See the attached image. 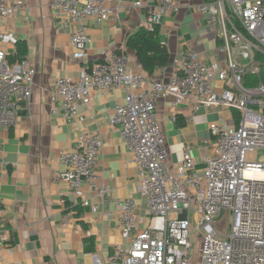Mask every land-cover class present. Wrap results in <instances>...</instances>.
<instances>
[{"label":"built area","instance_id":"built-area-1","mask_svg":"<svg viewBox=\"0 0 264 264\" xmlns=\"http://www.w3.org/2000/svg\"><path fill=\"white\" fill-rule=\"evenodd\" d=\"M50 2L56 19L80 26L70 34L69 43L73 59L82 61L90 43L86 26L101 25L110 5L118 10L114 0ZM22 4V0H0V24L15 17ZM133 8L145 11L149 27L179 10L175 0H137ZM197 9L215 33L218 60L200 61L193 50H183L174 74L146 81L142 74L130 71L127 53H102V60L78 77L53 81L51 114L67 122L84 121L82 110L87 109L92 92L124 94L123 103L114 106L111 121L138 170L147 227L139 230L136 225L139 206L133 198L110 200L106 189L97 185L103 147L99 134L81 131L75 146L61 154L64 169L56 176L67 186L74 208L95 213L106 203L114 204L124 244L105 255V264H264V162L251 157L264 156V0H200ZM16 41L0 27L3 128L20 121L22 104L30 102L34 85L35 71L26 59L16 64L7 59ZM7 46L12 50L7 51ZM246 76L258 79L257 84H244ZM216 82L223 84L221 90ZM167 96L173 98L174 107H189V121L200 110L228 108L236 114L233 125H209L215 156L206 159L201 170L195 166L191 145L183 147L176 168H168L156 106ZM95 196L101 205L93 202ZM182 214L185 219L179 218ZM5 233L0 234L2 239Z\"/></svg>","mask_w":264,"mask_h":264},{"label":"crops","instance_id":"crops-1","mask_svg":"<svg viewBox=\"0 0 264 264\" xmlns=\"http://www.w3.org/2000/svg\"><path fill=\"white\" fill-rule=\"evenodd\" d=\"M135 1L114 0L118 10L110 5L101 25L86 26L90 43L83 61L73 59L69 43L70 34L80 26L56 19L50 0H22L16 16L0 24L17 41L26 42L25 58L35 71L32 97L28 104H22L20 121L10 128L0 127V234L6 231L4 239L0 237L3 264H105V255L124 244L114 204L106 203L95 213L74 208L67 186L57 180L64 169L59 161L61 154L75 146L83 130L99 134L103 141L97 185L106 189L110 200L133 198L139 206L138 213L144 216L138 220H145L138 170L131 164L119 129L111 121L114 106L123 103L124 94L119 90L103 96L90 93L87 109L82 110V122H67L51 114L53 81L62 76L78 77L101 61L102 53H127L130 71L142 74L146 81L174 74L183 50H193L200 61L219 59L215 33L197 9L200 0H175L178 12L166 15L160 22V38L168 50L169 63L152 75L145 73L126 48L130 35L149 27L145 11L133 8ZM6 50L11 51L12 46ZM215 87L221 90L223 84L216 82ZM156 106L170 171L181 160L185 145L193 146L191 155L201 170L205 160L215 156L209 125L234 123L235 112L228 108L200 110L189 121V107H174L172 97L158 100ZM93 202L101 205L100 197L95 196ZM142 225L138 224L139 230ZM86 244L91 248L89 252Z\"/></svg>","mask_w":264,"mask_h":264},{"label":"trees","instance_id":"trees-1","mask_svg":"<svg viewBox=\"0 0 264 264\" xmlns=\"http://www.w3.org/2000/svg\"><path fill=\"white\" fill-rule=\"evenodd\" d=\"M160 29L159 24L140 28L126 40V48L133 52L142 70L149 75H152L156 69L166 67L170 59L168 50L160 38ZM26 55V42L16 41L14 52L10 53L7 59L10 64H16L26 59ZM244 80L247 86L256 85L258 82V79L251 76H246ZM87 244L85 250L89 252L91 248Z\"/></svg>","mask_w":264,"mask_h":264},{"label":"rangeland","instance_id":"rangeland-1","mask_svg":"<svg viewBox=\"0 0 264 264\" xmlns=\"http://www.w3.org/2000/svg\"><path fill=\"white\" fill-rule=\"evenodd\" d=\"M252 158H253V160H258L259 162H264V156L262 155V154H259V156L257 157L256 155H252L251 156ZM213 158H214V156H213ZM137 217H139V219L140 218H143L144 216H143V214L142 213H138L137 212ZM170 217L172 218L173 216L172 215H170ZM191 219H193V215L192 214H190V220ZM193 221V220H192ZM191 221V222H192ZM139 223H141V224H143L145 227H147V225H148V220H136V225H138ZM142 225V226H143Z\"/></svg>","mask_w":264,"mask_h":264},{"label":"water","instance_id":"water-1","mask_svg":"<svg viewBox=\"0 0 264 264\" xmlns=\"http://www.w3.org/2000/svg\"><path fill=\"white\" fill-rule=\"evenodd\" d=\"M179 218H180V219H185V215L182 214Z\"/></svg>","mask_w":264,"mask_h":264}]
</instances>
